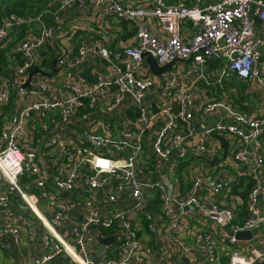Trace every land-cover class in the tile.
<instances>
[{
  "label": "built area",
  "instance_id": "2783aa9c",
  "mask_svg": "<svg viewBox=\"0 0 264 264\" xmlns=\"http://www.w3.org/2000/svg\"><path fill=\"white\" fill-rule=\"evenodd\" d=\"M150 1L153 6L143 8L125 4L124 0H58L61 8L79 3L83 8L87 6L98 11L103 22L116 18L130 22L136 28L131 39H119L115 45L111 35L99 31L95 41L81 43L72 57L53 42L55 31L61 28L57 22L54 27L46 25L39 33L33 32V37L28 27L36 21L42 23L40 16L13 13L0 19V40L12 26L16 27V37L0 48L13 77L12 83L4 77V83L0 84V111L4 109L8 114L0 131V207L6 210L7 217L12 216L10 194L16 193L40 220L46 252L32 264H58L63 256L72 264H150L152 245L144 246L128 212H138L146 220L150 232L158 234L156 219L149 210L151 199L155 197L167 230L175 233V242L192 264H201L200 257L194 253L198 247L205 252L206 263L222 260L218 239L212 231H195L192 244L183 237L182 231L191 221H200L198 213L207 222L224 229L220 240L232 247L227 264H264V153L261 139L264 106L261 113L250 120L251 129L215 124L212 130L198 131L195 117L218 110L222 103L215 98H203L194 110L191 90L199 88L202 82L222 87L224 78L231 73L240 80L264 83L261 51L264 47V0ZM253 13L262 22L261 35L255 34ZM150 17L160 25L158 33L148 28L146 20ZM185 22L189 25H184ZM25 26V36L20 37L19 30ZM49 45L57 48V72L52 77L36 73L24 87L33 69L51 72L42 66V51ZM149 55L159 66L173 61L175 64L157 75L146 63ZM89 57L99 58L103 66L92 78L80 68ZM211 59L221 62L217 76L205 70ZM73 67H76L75 71ZM53 87L58 88L59 94L56 98H48L46 94ZM19 103L22 105L16 108ZM49 114L53 126L85 121L93 114L107 120L99 127L104 133L88 131L84 138L88 147L65 141L66 136L61 132L49 134L46 145L49 148L56 146L60 155L68 160L69 174L61 169L51 175L47 165L40 163L37 153L29 148V124L37 117L47 118ZM237 115L242 118L241 114ZM222 133H229L237 142L238 147L232 152L237 163L245 167L254 164L250 176L253 184L245 198L244 215L228 201L234 192L233 182L220 179L218 166L209 173L194 175L186 192L182 179L165 169L174 152L176 156L171 164L177 159L183 163L189 156L212 157L204 143L215 141L216 135ZM195 142L198 144L192 147ZM146 144H151L148 154L153 163L150 165L144 158ZM27 173L34 176L35 186L41 189L38 192L42 193L53 213L51 217L44 215L37 205L38 192L31 193L20 184V179ZM81 180L88 188L105 193L102 204L110 206L112 214L101 217L96 202L87 199L81 203L86 215L69 229L73 238L65 237V214L69 205L60 198V193L75 190ZM3 182L7 183L6 193L1 191ZM48 184L53 189L46 188ZM125 204L130 207L127 209ZM191 204L199 209L198 213L185 209ZM24 225L33 237L35 225L32 222ZM21 226L0 224V239L11 236L12 242L20 245ZM92 227L100 234L103 230H117L121 237L120 241L106 245L109 251L98 261L88 256L93 241L87 234ZM231 230H256V233L250 240H238L230 235ZM94 238L99 240L104 236Z\"/></svg>",
  "mask_w": 264,
  "mask_h": 264
},
{
  "label": "crops",
  "instance_id": "0c3cea01",
  "mask_svg": "<svg viewBox=\"0 0 264 264\" xmlns=\"http://www.w3.org/2000/svg\"><path fill=\"white\" fill-rule=\"evenodd\" d=\"M29 1V0H8L0 3V19L2 16H6L5 8L8 4L13 5L9 7L12 11L14 5L18 3ZM92 0H87V2ZM175 1V0H171ZM216 1V0H208ZM30 2V8L26 9L31 13L27 16H40L42 23L38 21L34 22L28 29L32 31L31 36L39 33L43 26H52L57 22L61 28L56 30L53 37V42L60 47L62 52L66 55L72 57L77 53L78 46L83 42L95 41L97 39L99 31L108 33L111 35L113 40V45L119 39L129 40L134 36L136 32L135 26L127 21L112 18L106 22L102 21V15L87 6L83 8L79 3H74L66 8H61L58 0H40V2ZM125 4L132 5L133 7H152V2L150 0H124ZM42 4V5H40ZM40 7V12L38 14H33L37 8ZM25 7H17L16 9L21 10ZM8 9V12H9ZM2 13H5L2 15ZM13 14V12H9ZM55 16H58L55 19ZM252 18L255 25V34L261 35V25L262 22L254 13ZM148 28L154 32L158 33L160 31V25L156 22L154 17H150L146 20ZM184 25H189V22H185ZM27 27V26H25ZM34 32V33H33ZM67 34V35H66ZM16 37V34L13 38ZM264 59V47L261 49ZM101 60L99 58L89 57L80 67L85 75L92 78L93 75L99 70L101 71L103 66L100 64ZM221 62L218 60L211 59L205 66V70L214 76L220 74ZM259 66V64H258ZM46 69V68H45ZM73 71L76 67L72 68ZM5 70V69H4ZM47 70V69H46ZM158 75V74H157ZM160 75V74H159ZM1 76V75H0ZM2 77V76H1ZM0 77V84L4 83V77ZM192 101L193 109L196 110L199 103L203 98L210 99L215 98L220 100L222 105L218 110H212L205 112L204 114H199L195 117L194 124L198 131L204 129H213L215 124H220L222 126H239L243 129H251V121L257 117L264 106V83L255 81H244L236 78L232 73L228 74L223 80L222 87L207 85L204 82L199 83V88H192ZM59 94L58 88H52L50 92L46 94L48 98H56ZM15 105V107L21 106ZM237 114H241L242 118L239 119ZM8 116L7 112L3 109L0 111V131L4 127V119ZM33 123H30L29 138L31 139V149L37 153V159L40 163H45L51 175L56 174L61 169H65L64 173L69 174L71 169H69V162L64 159L58 148L55 146L49 148L46 145V140L49 134L53 133H63L66 136L67 142H79L82 147H88V141L84 138L89 130L95 133H104L101 128L106 123L107 120L103 119L101 115L93 114L88 120L85 121H75L67 125L53 126L51 124L50 114L47 118L37 117ZM262 139V152L264 153V132L261 136ZM21 143V142H20ZM198 143L192 144L196 146ZM207 148V152L212 157L207 156L202 157H192L189 156L184 162H179L178 159L171 164L169 167L166 165L165 169L170 170L172 173L176 174L177 177L182 179V184L184 191L186 192L191 186V179L194 175L202 174L204 172H211L214 167L218 166V176L220 179L233 182L232 187L234 192L232 196L228 198V201L232 206L236 208L239 214L244 215L245 212V197L240 192H245L247 189V182L252 180L251 173L254 168V164H250L249 167L243 166L241 163H237L233 157L232 152L238 147L237 142L229 135V133H222L221 135H216L215 141L211 143H204ZM26 148V149H29ZM151 144H146V152L144 158L148 165L153 163V159L149 155V150ZM149 153V154H148ZM178 164V165H177ZM245 180L246 183L239 185L237 181ZM253 181V180H252ZM20 184L27 191L31 193H37L40 188H37L34 184V176L30 174L24 175L20 179ZM7 183L3 182L1 191L6 193ZM46 188L53 189V186L48 184ZM39 200L38 206L44 215L52 216V211L48 209L47 200L41 196V192H38ZM11 195V203L9 210L12 211V216H6L3 208L0 207V224H20L22 225V243L16 245L12 242L11 236L0 239V246L4 245V248L0 247V264H32L36 258L43 255L46 252V248L42 242V234L44 232L41 226L40 220L34 216L33 212L26 207L24 201L21 200L16 193ZM105 193L103 191H94L86 186L84 180H81L75 190L71 192L60 193V198L66 202L68 211L65 214V225L64 232L65 237L73 238V235L69 233L71 225L78 221H81L86 215V209L81 206V203L87 199H92L98 205V213L101 217H106L112 214V208L110 206H104L102 204V199ZM210 196L212 194L209 193ZM150 202L149 210L154 214L155 222L158 226V234L150 232L147 227V222L144 220L138 212L129 211L128 216L132 223L136 226L139 231V235L142 238V243L144 246H151L153 252L150 255V264H192L191 259H187V255L181 252V247L175 242V233H171L167 230L165 218L160 210L158 199L152 198ZM126 208L130 207L129 204H125ZM193 213H198V211H190ZM198 218L200 221H191L189 226L182 231L183 237L189 243H194V232L195 231H212L215 237L218 239V247L220 248V263H206V254L203 252L201 247L194 250V253L198 254L200 257L201 264H227L228 258L232 247L228 243L221 241L222 233L218 225H214L205 220L204 216L198 213ZM32 222L35 225L33 231V237L26 232L24 224ZM262 228H264L262 226ZM259 228L260 231H263ZM102 231V230H100ZM104 236V238L112 236L114 240L113 243L120 241V234L118 236L117 230L106 231L103 230L100 234L96 227H92L88 231V236H91L93 244L88 248V256L90 259L98 261L103 253H107L109 248L104 246L100 249V241L95 240L96 235ZM249 244V243H248ZM155 248H154V247ZM183 253V254H182ZM205 261V262H204ZM190 262V263H189ZM58 264H72L70 259L66 256L61 257ZM134 264H139L134 262Z\"/></svg>",
  "mask_w": 264,
  "mask_h": 264
},
{
  "label": "water",
  "instance_id": "95a60500",
  "mask_svg": "<svg viewBox=\"0 0 264 264\" xmlns=\"http://www.w3.org/2000/svg\"><path fill=\"white\" fill-rule=\"evenodd\" d=\"M23 1V0H20ZM13 4L10 3L8 4V6H6L5 11H6V16H9V12L8 9L10 6H12ZM16 31V27L12 26L10 32L6 35V37H4L2 40H0V48L6 44L7 42H9L11 40V38L14 36ZM57 60H58V56H56L51 64V72H46L43 71L39 68L33 69L30 73V77L28 78L26 84H24V87L28 86L31 80V77L36 74V73H42L43 75L47 76V77H52L53 74L55 72H57V68H56V64H57ZM146 63L150 66L151 70L155 73V74H161L164 71L170 69L174 64L175 61H173L172 63H169L165 66H159L157 61L152 57V56H148L146 58ZM0 75L7 78L9 80L10 83H12L13 81V77L12 74L6 70H4L1 67V63H0ZM176 156V152H174L171 156H170V160L166 163L167 166H169L174 157ZM186 210H194V211H198L199 209L194 205L191 204L190 206H187L185 208ZM256 233V230H244V231H237L234 232L233 230L230 231V235L235 236L236 239L238 240H250L253 238L254 234ZM114 240V238L112 236L106 237V238H99V241L101 243L100 245V249H103L105 245H109L110 243H112V241Z\"/></svg>",
  "mask_w": 264,
  "mask_h": 264
},
{
  "label": "trees",
  "instance_id": "16d2710c",
  "mask_svg": "<svg viewBox=\"0 0 264 264\" xmlns=\"http://www.w3.org/2000/svg\"><path fill=\"white\" fill-rule=\"evenodd\" d=\"M29 1H31V0H29ZM29 1H24V2L18 3L17 5H14L13 7H11V8H13L12 11H10V9H9V12H13V13L19 15V16H27V15H29L31 12L26 10V9L30 8V2ZM32 2H40V0L32 1ZM40 5H42V4H40ZM17 7H23V8L25 7V9L21 8V10H18V9H16ZM40 9L41 8L38 7L37 10L33 14H38L40 12ZM4 14L5 13H2V15H4ZM25 28L26 27H23V28H21L19 30L21 32V33H18V35L20 37H24L25 36V30H24ZM56 49L57 48L49 45L45 50L42 51V56H43L42 66L45 67L47 70L51 69V64H52L54 58L57 56V50ZM3 52L4 51L2 49H0V63H1V67L3 69L7 70V71H10V69H8L7 66H6L8 61H7V59H6V57H5ZM17 57H19V56H17ZM19 61L20 60L18 59L17 62H19ZM244 183H246V182H245L244 179H242L240 181L239 185L244 184ZM252 184H253L252 180L248 181L247 182V189L245 190V192H243V193L240 192L245 198L247 197V194H248Z\"/></svg>",
  "mask_w": 264,
  "mask_h": 264
},
{
  "label": "rangeland",
  "instance_id": "374dc122",
  "mask_svg": "<svg viewBox=\"0 0 264 264\" xmlns=\"http://www.w3.org/2000/svg\"><path fill=\"white\" fill-rule=\"evenodd\" d=\"M4 1H8V0H0V3H1V2H4Z\"/></svg>",
  "mask_w": 264,
  "mask_h": 264
}]
</instances>
